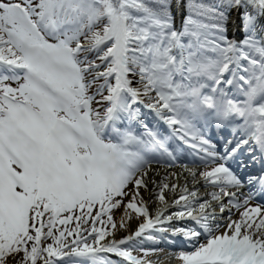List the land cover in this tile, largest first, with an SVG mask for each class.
<instances>
[{"label":"snow or ice","instance_id":"6c2138e0","mask_svg":"<svg viewBox=\"0 0 264 264\" xmlns=\"http://www.w3.org/2000/svg\"><path fill=\"white\" fill-rule=\"evenodd\" d=\"M264 264V0H0V264Z\"/></svg>","mask_w":264,"mask_h":264}]
</instances>
